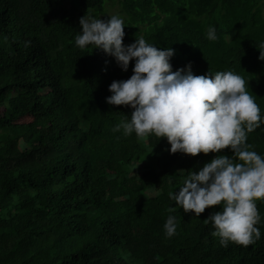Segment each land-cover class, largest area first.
I'll use <instances>...</instances> for the list:
<instances>
[{
    "label": "trees",
    "instance_id": "trees-1",
    "mask_svg": "<svg viewBox=\"0 0 264 264\" xmlns=\"http://www.w3.org/2000/svg\"><path fill=\"white\" fill-rule=\"evenodd\" d=\"M122 43L143 36L174 49L172 70H231L264 115V16L259 0H121ZM107 19V0H0V264H264L260 238L221 246L204 219L168 197L216 153H169L166 138L112 127L132 109L109 105L113 80L132 74L110 55L79 48V18ZM211 25L216 39L206 37ZM107 61V63H105ZM30 116V121L25 118ZM246 143L264 155V124ZM140 174L132 175L133 167ZM174 211L169 213V207ZM176 231L164 235L168 215Z\"/></svg>",
    "mask_w": 264,
    "mask_h": 264
},
{
    "label": "clouds",
    "instance_id": "clouds-1",
    "mask_svg": "<svg viewBox=\"0 0 264 264\" xmlns=\"http://www.w3.org/2000/svg\"><path fill=\"white\" fill-rule=\"evenodd\" d=\"M79 24L81 31L74 38L77 47L94 45L113 57L122 71L134 61L130 77L108 85L111 94L105 97L106 103L132 109L112 131L122 130L125 136L134 132L138 138L148 134L166 138L169 153L195 156L228 147L231 156L215 155L198 171H187L179 190L170 191L168 197L196 215L220 205L204 221L211 222V235L219 238L221 246L229 242L247 246L258 240L256 202L264 200V155L252 150L246 139L247 133L264 124V115L246 90L244 78L231 70L196 75L191 62L173 71L171 47L157 48L143 36L122 43L127 24L119 14L107 15V19L83 15ZM206 37L217 38L213 26L206 29ZM259 59L264 60V51L260 50ZM174 210L173 206L167 211ZM175 219L171 214L166 217V237L175 233Z\"/></svg>",
    "mask_w": 264,
    "mask_h": 264
},
{
    "label": "rangeland",
    "instance_id": "rangeland-1",
    "mask_svg": "<svg viewBox=\"0 0 264 264\" xmlns=\"http://www.w3.org/2000/svg\"><path fill=\"white\" fill-rule=\"evenodd\" d=\"M73 0H63L64 4L67 7H71ZM260 9L262 12V15L264 16V0H259ZM107 12L108 15L112 14H119L123 17L124 21H126V15L122 10L121 6V0H107ZM1 112H3V108L0 109ZM32 118L30 116L25 118V121H30ZM132 175L140 174L139 168L137 166L133 167V171L131 173Z\"/></svg>",
    "mask_w": 264,
    "mask_h": 264
}]
</instances>
